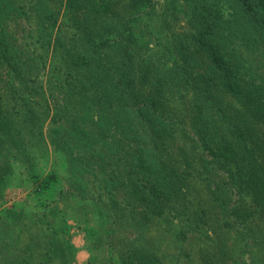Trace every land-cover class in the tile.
<instances>
[{"label":"trees","instance_id":"16d2710c","mask_svg":"<svg viewBox=\"0 0 264 264\" xmlns=\"http://www.w3.org/2000/svg\"><path fill=\"white\" fill-rule=\"evenodd\" d=\"M53 189L0 264H264V0H0V232Z\"/></svg>","mask_w":264,"mask_h":264},{"label":"rangeland","instance_id":"374dc122","mask_svg":"<svg viewBox=\"0 0 264 264\" xmlns=\"http://www.w3.org/2000/svg\"><path fill=\"white\" fill-rule=\"evenodd\" d=\"M47 124L45 125V130L44 132L47 133ZM58 164L60 166L59 170L62 169V164H64V162L62 160H60L58 158ZM52 163V160L49 164ZM58 192V189H53L52 191H46L42 194H40L41 198L40 197H37L36 195L35 196H32L31 197V201H32V204L28 207V210L26 212H24L23 214V217H20V220L22 219L21 223H19L18 226H16L14 229H9L8 230L6 228H3L0 232V235L7 238V237H13L14 236V232L17 231V232H20V230H25V236H29L31 235V231H30V225L28 226H22L25 222L29 221L32 224L34 225H37L38 227L42 228V230H46L43 228V218H42V213H43V210L41 209V205L42 204H45V202H47V200H50V201H53L56 196L54 197L53 195L56 194ZM27 192L25 190H23L22 188H12V189H9L8 190V195H7V198H8V201L9 203L6 204V206H9L10 204H12L13 202L15 201H19L20 199L22 198H25L26 197V194ZM48 194H50L48 196ZM48 196V197H46ZM59 205H64L65 208L64 210H61L63 208H60L58 209V211H54L52 213H49L48 215V218L49 220H52L55 222L56 226L60 227L62 225V215L61 213L62 212H65L67 213V216L69 217V220L72 221V225L75 226V228H77V225H75V219L78 218L79 214L77 213V211H75V208H67L66 205L64 203H60L58 204ZM3 208H6V207H3ZM90 213V212H89ZM38 217V218H36ZM74 221V222H73ZM95 224V223H93ZM96 226V224L94 225ZM38 231H37V234H41V230H39V228H37ZM78 229V228H77ZM81 229V228H80ZM72 230L73 231V235H72V242L74 244V252H75V259H74V264H86L87 262V258L89 257V250L90 248L88 247V243L85 242L84 238H83V234L81 230ZM45 233V231H43ZM101 258V257H100ZM110 258V257H109ZM102 260V259H100ZM101 262H104V261H101Z\"/></svg>","mask_w":264,"mask_h":264}]
</instances>
